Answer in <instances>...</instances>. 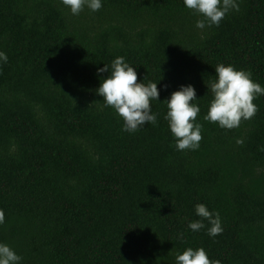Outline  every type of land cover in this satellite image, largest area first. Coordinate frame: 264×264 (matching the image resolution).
Masks as SVG:
<instances>
[{
	"label": "trees",
	"instance_id": "trees-1",
	"mask_svg": "<svg viewBox=\"0 0 264 264\" xmlns=\"http://www.w3.org/2000/svg\"><path fill=\"white\" fill-rule=\"evenodd\" d=\"M237 3L201 30L183 0H103L75 16L60 0H0V243L21 264H176L187 248L264 264V95L238 128L203 119L218 64L264 87V0ZM117 57L160 82L156 125L123 131L96 94ZM189 84L202 140L177 151L163 102ZM197 204L220 214L221 234L188 228Z\"/></svg>",
	"mask_w": 264,
	"mask_h": 264
},
{
	"label": "clouds",
	"instance_id": "clouds-1",
	"mask_svg": "<svg viewBox=\"0 0 264 264\" xmlns=\"http://www.w3.org/2000/svg\"><path fill=\"white\" fill-rule=\"evenodd\" d=\"M70 9L72 15H79L85 7L93 12L103 7V0H60ZM187 9L202 18L196 22V28L219 27L231 10H239L237 0H183ZM8 57L0 51V65L6 64ZM215 77L210 84L213 99L210 102L205 121L217 123L222 129L238 128L242 120L251 119L258 111L254 100L264 95V87L252 79L249 71L236 70L233 66L218 64ZM108 73L102 78L96 94L103 98L106 107H112L123 120V131L134 133L147 125H156L158 113L153 112L152 104L160 102L159 83H145L146 77L138 82L136 68L126 62L124 57L115 58L111 64L97 69V75ZM209 90V89H208ZM199 99L193 85H181L165 102L170 132L175 139L177 151H196L202 140V124L197 121L200 113ZM195 214L201 220L191 221L188 228L198 232L207 227V234L216 237L222 233V221L218 212L208 209L205 204L195 206ZM207 221L206 226L203 222ZM5 222V213L0 209V225ZM183 240V233L178 234ZM19 256L9 245L0 243V264H21ZM176 264H221L219 260H210L205 249L187 248L175 257Z\"/></svg>",
	"mask_w": 264,
	"mask_h": 264
}]
</instances>
